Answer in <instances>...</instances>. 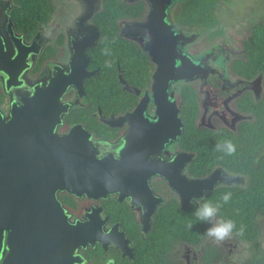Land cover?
Instances as JSON below:
<instances>
[{
	"label": "flooded vegetation",
	"instance_id": "obj_1",
	"mask_svg": "<svg viewBox=\"0 0 264 264\" xmlns=\"http://www.w3.org/2000/svg\"><path fill=\"white\" fill-rule=\"evenodd\" d=\"M179 1L182 0L167 7L166 20L186 37L195 34L177 47L180 53L202 65L204 71L169 83L167 93L174 106L168 104L177 109L183 126L179 135L166 137L156 134L158 115L151 98L144 112H133L145 94H153L155 64L148 54L153 69L146 87L118 67L115 83L119 89L107 91L101 97L87 94L86 83L99 72V67L91 64L90 50L101 37L95 16L101 11L103 0H49L47 17L36 21L25 19L18 0H0V57L6 64L1 58L0 62L12 73L17 71L13 81H7L9 74L0 70V114L6 120L13 103L24 105L22 99L32 97L35 88L46 87L53 76L70 74L73 42L87 33L86 27L92 25L99 31L96 44L85 49V69L92 73L83 79L84 94L79 96L75 83H69L60 96L67 110L59 114L53 132L65 137L63 149L67 153L60 156L65 160L54 167L92 165L81 158L73 160L80 155L70 153L91 150L98 159L110 155L116 160L111 162L113 170L126 168V181L104 189L99 182L86 184L80 171L68 169L72 177L66 178L67 185L53 188L40 183L35 186L40 193L24 196L25 200L41 199L48 210L54 209L49 205L58 202L67 221L79 223V231L88 242L74 249L75 261L71 264H108L109 259L115 264H249L260 258L263 217L257 218L260 235L256 241H245L233 234L231 239L218 243L206 235L209 225L194 216L193 198H205L222 187L243 189L249 176L240 167V160L231 161V156L215 151V143L199 145L194 131L186 133L183 97L193 92L192 98L197 101L196 126L210 133L213 142L239 140L242 127L258 119V106L264 101V65L255 57L250 60V56L259 50L254 37L259 27H264L263 3L235 0L234 5L233 0H216V32L205 34L189 26V22L174 21ZM252 4L259 8H246ZM148 9L146 1L144 17L135 21H146ZM129 22L134 21L120 23V35L124 36L122 27ZM127 38L138 40L141 47L145 41ZM163 115L171 118L168 113ZM46 117L42 114L43 120L37 122L42 123ZM200 148L206 151L200 152ZM122 149L123 156L127 154L120 165ZM105 167L111 166H95L100 170ZM207 177V183L198 182ZM43 181L46 178L41 177L40 182ZM206 185L212 189L206 190ZM6 237L3 231L0 264L8 253ZM43 252L53 253L47 249Z\"/></svg>",
	"mask_w": 264,
	"mask_h": 264
},
{
	"label": "water",
	"instance_id": "obj_2",
	"mask_svg": "<svg viewBox=\"0 0 264 264\" xmlns=\"http://www.w3.org/2000/svg\"><path fill=\"white\" fill-rule=\"evenodd\" d=\"M146 1L149 4L146 21L125 23L122 27L124 36L145 38L142 48L155 64L151 84L153 94L150 97L145 94L133 112H144L146 102L151 98L156 105L155 113L158 115L156 134L175 137L181 133L180 127L182 128L183 122L178 117L177 109L174 110L168 104L172 103L174 106L167 93L169 83L190 79L194 75L202 74L204 70L202 65L180 53L177 47L178 43L190 40L195 34L186 37L183 33L177 32L166 20L167 7L175 0ZM89 15L90 13L86 17ZM85 29L87 33L80 40L73 42L70 74L53 76L46 87L35 88L32 97L22 99L24 105L18 106L13 103L8 120L0 114V249L3 231L7 233L5 243L8 247L2 264H71L75 261V257L72 256L74 249L85 246L88 242L79 231V223H69L60 211L58 202L49 205L54 209L48 210L41 204V199H24L25 195L34 197L35 193L41 192L35 186L40 183L53 185V188L57 185L65 186L64 183L67 185L66 178L72 177L68 169L80 171V176L84 178L86 184L99 182L104 189L119 181H126L124 177V172L128 171L126 168L113 170L111 162L116 160L110 155L98 159L91 150L70 153L80 155L73 160L81 158L92 162V165L77 168L54 167L62 160L60 156L67 153L63 149L66 145L65 137L57 136L53 132V124L59 120V114L67 110V106L61 103L60 96L69 83H75L77 94L82 96L83 79L92 73L85 69L87 63L85 49L96 44L99 31L92 25ZM0 58L2 63L6 64L4 58ZM2 63L0 62V70L8 73L7 81H11L16 77L17 71L12 73ZM123 86L133 90L124 83ZM166 113L170 114L172 119L163 115ZM42 114H47L48 117L39 123L37 121L43 120ZM124 151L125 149H122L120 161L118 160L121 162L120 165L126 160L124 156L127 153L123 156ZM100 165L111 167L101 170L95 168ZM41 177L46 178V182L45 179L40 182ZM208 181L207 177L198 182L204 184ZM208 186H205L206 190L212 189L207 188ZM201 195L202 193L199 194ZM44 249L53 253L44 254Z\"/></svg>",
	"mask_w": 264,
	"mask_h": 264
},
{
	"label": "trees",
	"instance_id": "obj_3",
	"mask_svg": "<svg viewBox=\"0 0 264 264\" xmlns=\"http://www.w3.org/2000/svg\"><path fill=\"white\" fill-rule=\"evenodd\" d=\"M216 0H182L178 3V11L175 13L174 21L177 24L189 22L200 33L211 34L217 26V19L214 14ZM20 10L26 20H44L50 10L49 0H18ZM146 11V1L137 0H103L101 11L95 16L101 37L96 46L90 50L91 64L99 67V72L90 77L86 83L87 94L92 97H101L107 91L118 88L115 83L117 68H123L125 72L134 77L143 87L150 82V75L153 69L147 53L142 49L138 40L130 39L120 35V23L122 21L141 20ZM254 37L259 45L250 56L257 59V62L264 65V27L260 26ZM108 48L110 55H104L103 50ZM264 70V68H263ZM102 82L105 84L103 85ZM119 89V88H118ZM184 98V122L186 133L192 130L196 133L199 145L216 144L210 140V133L196 126L198 116L197 101L192 98L193 92L186 94ZM120 103V101H119ZM258 119L252 123H246L242 129L239 140H234L236 152L229 158L231 161H241L240 166L248 173V182L243 189L237 187H222L208 193L205 198L213 202L220 200L226 192L232 193L231 200L221 208V215L231 218L236 222L237 229L244 226L243 235H235L245 241L254 242L260 235V228L257 225V218H264V101L258 106ZM191 131V132H192ZM193 133V132H192ZM205 147V146H200ZM200 152L206 151L200 148ZM249 264H264V245L260 248V258L251 261Z\"/></svg>",
	"mask_w": 264,
	"mask_h": 264
},
{
	"label": "clouds",
	"instance_id": "obj_4",
	"mask_svg": "<svg viewBox=\"0 0 264 264\" xmlns=\"http://www.w3.org/2000/svg\"><path fill=\"white\" fill-rule=\"evenodd\" d=\"M104 55H110L111 52L108 48L103 50ZM215 151L222 152L225 155L232 156L236 152V145L231 139H224L218 141L215 145ZM232 198L231 192L224 193L220 200L213 202L206 198H193L195 201L194 216L196 220L206 223L209 227L206 229V235L214 242L222 243L232 238L233 234L243 235L244 226L241 225L237 229L236 222L231 218H225L221 215V208L227 204ZM189 228L192 227L190 223ZM108 264H115L114 260L109 259Z\"/></svg>",
	"mask_w": 264,
	"mask_h": 264
},
{
	"label": "rangeland",
	"instance_id": "obj_5",
	"mask_svg": "<svg viewBox=\"0 0 264 264\" xmlns=\"http://www.w3.org/2000/svg\"><path fill=\"white\" fill-rule=\"evenodd\" d=\"M253 0H242V3H245V4H248V3H251ZM258 2H260V4H262L263 3V9H264V0H257ZM233 4L234 5H236V1L235 0H233ZM254 8V7H257V5H255V4H252V5H248L246 8ZM257 8H259V7H257ZM262 9V10H263ZM264 12V11H263ZM226 12H224L223 13V15L225 14ZM257 19V18H256ZM263 233H264V229H263ZM262 242H263V245H264V236L262 237ZM246 248H247V245L245 244L244 245ZM246 253V252H245ZM247 254V253H246Z\"/></svg>",
	"mask_w": 264,
	"mask_h": 264
},
{
	"label": "bare ground",
	"instance_id": "obj_6",
	"mask_svg": "<svg viewBox=\"0 0 264 264\" xmlns=\"http://www.w3.org/2000/svg\"><path fill=\"white\" fill-rule=\"evenodd\" d=\"M79 100V99H78ZM84 193V192H83Z\"/></svg>",
	"mask_w": 264,
	"mask_h": 264
}]
</instances>
